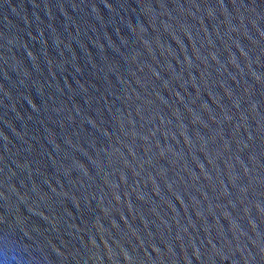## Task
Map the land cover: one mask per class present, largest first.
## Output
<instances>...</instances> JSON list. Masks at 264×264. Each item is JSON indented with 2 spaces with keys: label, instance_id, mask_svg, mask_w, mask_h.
<instances>
[{
  "label": "water",
  "instance_id": "water-1",
  "mask_svg": "<svg viewBox=\"0 0 264 264\" xmlns=\"http://www.w3.org/2000/svg\"><path fill=\"white\" fill-rule=\"evenodd\" d=\"M0 264H264V0H0Z\"/></svg>",
  "mask_w": 264,
  "mask_h": 264
}]
</instances>
